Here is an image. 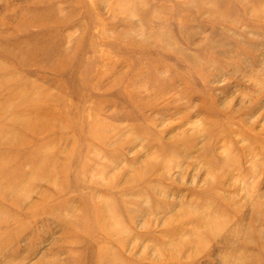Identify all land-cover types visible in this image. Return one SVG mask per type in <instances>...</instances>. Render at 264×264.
I'll return each mask as SVG.
<instances>
[{"label": "rangeland", "instance_id": "obj_1", "mask_svg": "<svg viewBox=\"0 0 264 264\" xmlns=\"http://www.w3.org/2000/svg\"><path fill=\"white\" fill-rule=\"evenodd\" d=\"M0 264H264V0H0Z\"/></svg>", "mask_w": 264, "mask_h": 264}]
</instances>
